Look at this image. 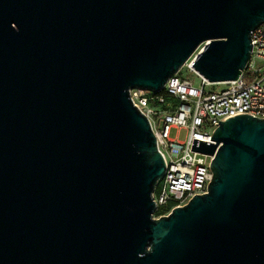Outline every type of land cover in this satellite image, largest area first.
Here are the masks:
<instances>
[{"label":"water","instance_id":"water-1","mask_svg":"<svg viewBox=\"0 0 264 264\" xmlns=\"http://www.w3.org/2000/svg\"><path fill=\"white\" fill-rule=\"evenodd\" d=\"M264 0H0V264H264V117L218 121L207 190L154 217L165 161L130 88L251 57Z\"/></svg>","mask_w":264,"mask_h":264},{"label":"built area","instance_id":"built-area-1","mask_svg":"<svg viewBox=\"0 0 264 264\" xmlns=\"http://www.w3.org/2000/svg\"><path fill=\"white\" fill-rule=\"evenodd\" d=\"M250 38L251 57L236 79L209 82L191 67L196 52L203 48L201 43L183 65L200 77L199 84L181 76L179 70L167 78L159 91L130 88L132 102L149 119L166 166L153 193L154 217L207 190L212 156L192 150L193 138L211 141L218 121L238 113L264 117V23L251 30ZM213 83H222L223 87L207 88ZM166 96L176 98V102L167 101ZM173 127L185 130L183 139L170 136ZM170 201L173 203L168 206ZM163 207L166 209L157 213Z\"/></svg>","mask_w":264,"mask_h":264},{"label":"rangeland","instance_id":"rangeland-1","mask_svg":"<svg viewBox=\"0 0 264 264\" xmlns=\"http://www.w3.org/2000/svg\"><path fill=\"white\" fill-rule=\"evenodd\" d=\"M180 74L181 76L190 78L194 84H199L200 83V77L193 71L189 70L185 66H182L180 68ZM223 87L222 83H213L211 85H208L207 88L209 89H218ZM170 136L178 139H183L185 136V130L182 128H171L170 129Z\"/></svg>","mask_w":264,"mask_h":264},{"label":"trees","instance_id":"trees-1","mask_svg":"<svg viewBox=\"0 0 264 264\" xmlns=\"http://www.w3.org/2000/svg\"><path fill=\"white\" fill-rule=\"evenodd\" d=\"M166 100H167V101H171V102H176V98H174V97H172V96H166ZM172 203H173V202L170 201L169 204H168V206L171 205ZM164 209H166V208L163 207V208L158 209V210H157V213H161V212H163Z\"/></svg>","mask_w":264,"mask_h":264}]
</instances>
